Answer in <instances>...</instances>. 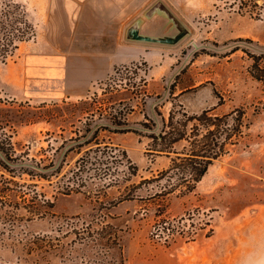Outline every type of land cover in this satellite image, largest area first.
I'll return each mask as SVG.
<instances>
[{
    "label": "rangeland",
    "instance_id": "rangeland-1",
    "mask_svg": "<svg viewBox=\"0 0 264 264\" xmlns=\"http://www.w3.org/2000/svg\"><path fill=\"white\" fill-rule=\"evenodd\" d=\"M12 1L33 36L0 63V264H264V1ZM65 48L111 52L112 67L76 95L52 100L46 80L25 94L28 51ZM172 109L234 129L184 196L159 195L173 155L149 152ZM80 136L89 143L66 154ZM80 159L84 187L59 193ZM36 163L62 169L44 180ZM11 189L25 194L17 207ZM31 190L52 215L29 214Z\"/></svg>",
    "mask_w": 264,
    "mask_h": 264
},
{
    "label": "trees",
    "instance_id": "trees-1",
    "mask_svg": "<svg viewBox=\"0 0 264 264\" xmlns=\"http://www.w3.org/2000/svg\"><path fill=\"white\" fill-rule=\"evenodd\" d=\"M32 36V28L27 22L21 7L12 0L0 1V63L5 64L6 59L12 56L18 48V45L30 40ZM178 114L184 118L182 122L176 119ZM113 120L111 124L115 127V130H117L116 128L121 124L119 122L116 123L115 116ZM222 122V118L211 117L208 111H202L200 114L195 115V117H187L185 112L172 109L166 120L161 117V128L159 133H151L148 137L152 144L149 150L151 154H162L166 157H169L170 154L173 155L170 158L171 165L167 170L161 172L158 178L159 180L167 181V184L160 190V196L173 194L176 190H178L179 194L182 196L193 192L196 184L200 182L206 174L212 161L226 154V140L232 137L234 129L225 131L222 126L226 124H221ZM189 124L191 125L190 128H188ZM143 126L147 127L148 125L145 124ZM218 128H221L220 134H218L220 132ZM202 131L206 132V134L201 135ZM122 132L125 131H113L112 133ZM95 133H97V131H94V134ZM220 135H224V137H222V142L218 141ZM83 138L84 136H80L76 139L75 145L69 147L65 153H73L77 150L80 152L83 146L89 143V141H85ZM94 138H96V136ZM76 141L79 143L77 144ZM180 143L185 144L181 147L179 152H176V147L180 146ZM94 144L99 145L100 143L96 142ZM1 153L3 154V150L0 149V159H5L6 156L4 155V157H2ZM13 153L14 150L11 146V154ZM86 155L85 158L87 157ZM98 159L99 157L95 159L97 164ZM84 161V159L79 160L76 171H68L70 177H67L66 182H64L61 187H58L61 189L59 193L64 195H68L71 192L78 193L80 189L84 187L81 177H78V173L81 175L86 168V164H82ZM1 164L2 161L0 160V165ZM32 168L33 169L29 172H37L34 176L44 180H47L48 176L42 174L43 170H51V176L57 178L62 169L61 166H55V164L40 166L39 163H36ZM2 190L3 191L0 192L9 191L8 188H3ZM27 194H29V197L26 199V206L29 214L32 216L44 214L52 215L53 202L47 199L44 194L38 193L35 190H31L30 193ZM24 195L25 194H21L18 196V194L11 189V198L13 199L12 202L14 203V207L19 205L16 199L22 198V200H24ZM130 197L133 198V195H130ZM39 210L43 211L39 213Z\"/></svg>",
    "mask_w": 264,
    "mask_h": 264
},
{
    "label": "crops",
    "instance_id": "crops-1",
    "mask_svg": "<svg viewBox=\"0 0 264 264\" xmlns=\"http://www.w3.org/2000/svg\"><path fill=\"white\" fill-rule=\"evenodd\" d=\"M83 25L88 29L91 28L88 24ZM94 25L103 31L104 24L102 22ZM69 28L64 26V30ZM28 52L29 55L25 58L24 92L28 95L32 86L37 84L39 80L38 84L46 80L48 81L47 91L54 97L50 98L52 100L58 99L61 95L70 96L80 93L75 91L74 85L85 87L91 80L101 78L103 73L112 67L113 62L111 52L105 50L87 51L86 53L80 51L77 53L79 54L77 57H70L69 54L71 53L66 48L58 52V55L56 53L49 55V53H40L35 50ZM128 60L131 59H128L124 54L118 58V63H126ZM32 78L34 79L32 80ZM69 80L74 81L70 83ZM7 82L11 86V80ZM16 88L19 87L16 85Z\"/></svg>",
    "mask_w": 264,
    "mask_h": 264
}]
</instances>
